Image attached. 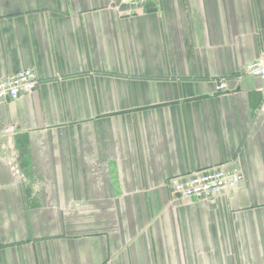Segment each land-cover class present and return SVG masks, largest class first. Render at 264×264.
Wrapping results in <instances>:
<instances>
[{
	"label": "crops",
	"instance_id": "obj_1",
	"mask_svg": "<svg viewBox=\"0 0 264 264\" xmlns=\"http://www.w3.org/2000/svg\"><path fill=\"white\" fill-rule=\"evenodd\" d=\"M264 0H0V264H264ZM225 84L217 91L216 85ZM240 172L210 200L170 191Z\"/></svg>",
	"mask_w": 264,
	"mask_h": 264
},
{
	"label": "built area",
	"instance_id": "obj_2",
	"mask_svg": "<svg viewBox=\"0 0 264 264\" xmlns=\"http://www.w3.org/2000/svg\"><path fill=\"white\" fill-rule=\"evenodd\" d=\"M112 3L139 5L153 0H109ZM248 75L261 79L264 82V54L258 60L246 67ZM36 76L31 70H22L11 77L0 79V101H15L20 96L33 92L36 88ZM217 91L225 89L224 83L216 85ZM240 172L225 173L218 169L199 172L188 180L175 181L170 191L182 199L206 201L214 196L234 189L241 181Z\"/></svg>",
	"mask_w": 264,
	"mask_h": 264
}]
</instances>
